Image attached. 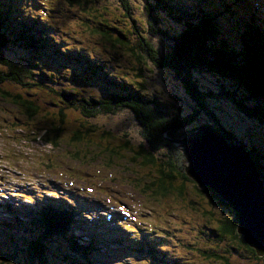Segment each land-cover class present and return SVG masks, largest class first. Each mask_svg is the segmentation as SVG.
<instances>
[{
	"label": "rangeland",
	"instance_id": "rangeland-1",
	"mask_svg": "<svg viewBox=\"0 0 264 264\" xmlns=\"http://www.w3.org/2000/svg\"><path fill=\"white\" fill-rule=\"evenodd\" d=\"M11 1L14 3L10 5V8L16 5L24 6L27 3V0ZM116 1L102 0L101 6L90 11L92 17L87 18L92 19L95 17L99 24H92V29L108 36L111 40L120 42L123 52L118 51L117 55L109 48H104L101 51L102 46L97 43L96 39L92 37V43H90L86 37L81 40L82 45L87 48L82 47L85 49L84 53L88 54L91 61L96 64L101 63L107 75H112V78L119 77L120 79L116 81L122 87L129 90L131 88L147 98H149L148 89H137L138 74L148 83L159 85L168 92H176L173 94H177L178 100L173 98L174 95L169 94V98L168 94H164L165 97L161 96L162 98L157 99V101L167 100L166 102L171 105L170 108H175L179 114H184L188 120L193 121L192 127L194 130L187 136L202 128H208L214 133L221 134L227 145H235L243 149L249 156L253 167L261 166L264 172V117L263 120L261 118V121H258L247 117L243 112L245 109H250L264 116V2L253 0L250 9L245 10L233 6L224 10L217 9L215 12L208 14L207 19L196 20L199 14L188 19L196 13L195 0H187L186 9L181 3H178L179 16L177 17L172 15L171 12L169 15L164 14L162 11L164 0H132L137 2L136 4L134 2V7L131 0L130 2L121 0L125 3L128 1L129 6L132 8L131 14L128 15L117 7ZM29 2L31 3L33 0H29ZM39 2L42 5L37 9L42 10V15L48 18V16L53 15V10L60 6L62 0H35L34 4L40 5ZM140 3H142V7ZM115 12L119 15L112 14ZM0 17L3 18L4 15L0 13ZM183 17L187 18L190 26L195 23L201 24V26L198 29L193 27L192 31H186V27L181 24L177 27L175 21L181 20L186 25L187 22L182 20ZM215 17L221 19V23L216 27V34L219 37L216 41L218 47L215 51L214 47L212 51L208 52L204 48H200V42L209 35L208 32L216 25ZM95 18L93 19L95 20ZM19 19H26L24 13H20ZM69 22L71 23L70 26H68ZM79 23L82 22L74 16L67 14V16L62 17L59 23L60 33L56 34L55 38L62 39L63 37L64 39L69 37L67 40L71 45L79 46L75 42L77 39L69 36V33L76 31ZM88 25L90 26L89 23ZM121 25L127 30V35H124L121 30ZM80 28L83 32V28ZM118 31L120 35H118ZM193 34H196L195 40L198 41L199 47L191 37ZM96 35L100 38V34ZM192 41L193 43H191ZM207 42H214L213 36L208 37ZM6 49L4 52L6 60L16 63V61L22 59L17 58L19 54H16L15 50ZM182 49L188 53V65L185 64L184 67L189 70V73L182 69L181 75L178 77L180 80L178 84L175 80L174 68L180 62L179 54L182 53ZM221 50L224 52L221 53ZM52 52L55 53L54 50ZM102 52L107 57L110 56V58L108 57L110 60L103 59L100 55V53L103 54ZM94 53L98 56L97 60ZM115 56L128 64L132 63L133 71H128L123 65L119 66L112 63L111 57ZM67 58H71L69 54ZM47 69L57 72L56 77L59 78L67 70V66L59 61L56 63L51 62L49 59ZM4 70L5 67L0 64V71ZM37 72L38 69L33 71V80H31L33 84ZM227 72L230 75L228 82L232 84V89L227 87V84L225 89L226 87L231 89L232 94L228 91L225 93L223 86L219 85L217 80L219 75H224ZM43 74L47 79L54 80L58 89H67L72 86L73 78H65L60 82L51 73ZM184 74L190 76L193 93L199 98V102L196 104L190 99L187 100L180 88ZM101 77L102 82L110 83L108 80L111 78ZM103 77L105 78L103 79ZM13 80L12 76V83L8 82L0 85V90H8L9 93L23 98L25 91L21 88L24 87L13 82ZM25 81L29 83L30 80L26 78ZM174 81L176 86L172 83ZM251 82L257 86V89H254ZM90 84L87 81H81L78 85L75 84L76 87L80 86L75 93L87 92L95 97L107 93V90L102 87L96 88L95 92L92 91L87 88ZM141 85L148 88L144 83H141ZM174 87L177 90H174ZM9 103L10 101L6 99L4 101L0 97V204L9 202L8 204L12 203L19 208L26 204L27 209L33 208L35 203L32 198L19 199L15 196L22 193L25 187H30L31 184L38 185L41 180H49L51 181V192L45 194L41 186L38 185L41 192L45 194L44 201L51 202L50 200L54 197L57 200L65 197L68 202L75 199L81 208L86 207L82 209L83 212L81 211L83 216L99 225L105 231L106 237L112 235L109 239H118V237L121 239H143L137 233L125 232L121 228V220L125 219L122 215H119V212L112 210V207L124 206L136 217L134 223L130 219H128V223L135 226L140 233H147V230L150 229L154 231L152 233L154 237L158 234L163 235L162 239H166L165 243L170 250L169 256L181 255L182 259L179 264H220L219 260L210 259L212 260L210 261L206 259L209 254L215 253L217 249L223 250L226 248L227 243L216 247V242L212 240L203 226L206 224V211L209 208L205 197L196 199L199 205L192 206V208L189 207L188 201L187 203L184 201L193 199L192 196L182 199L176 193H173L164 197H155L153 194L155 187L153 185L156 183V167H144L137 159L132 161L130 154L126 155L130 159L114 160L111 164L98 158L91 160V155L86 158L83 156L75 158L68 152L72 153V149H75L73 146L76 145L67 144L68 140L66 138L60 139L59 145H48L42 140L43 132H39L36 138L33 135L36 131L30 125L20 127L15 120L19 118L18 113ZM55 104L57 102L52 103V105ZM59 108V106H55L53 110L38 111L35 119L37 125L41 124L48 128H61L63 132L59 135L60 137L57 136L59 138L68 136V133L73 131L85 133L88 138L84 137V142L88 141L92 144V147L88 148L81 145L87 150L95 149L94 146L103 147V142L94 139V133H88V131H91L90 125L93 123L80 120L78 115L67 108L63 110V117L61 116L62 120L60 121ZM108 116H110L106 120L108 125L116 129H130L134 123L133 115L127 110H123L114 116ZM105 119L106 117L101 119L100 122ZM100 128L104 127L101 126ZM228 131L232 132L233 135H229ZM33 136L36 139H33ZM140 139L142 140V138ZM81 153L84 154L82 150ZM102 163L106 164V167ZM255 171L259 172L256 169ZM262 176L264 177L263 173ZM204 188L215 194L219 201L226 202L210 188ZM68 195L70 198L67 197ZM22 196L29 197L30 194ZM83 199H87L88 202ZM87 210L88 214L85 212ZM210 212L214 215H212V218L216 220L217 215L214 208ZM107 215L119 216L121 220L119 218H107ZM13 217L9 216L8 211L4 213L0 211V222H13ZM16 218L18 219L17 216ZM19 219L24 220L22 217ZM136 222L140 224L136 226ZM77 225L81 224L78 223ZM143 226L148 229L146 230ZM90 230L94 231V229ZM13 232L15 234L13 239H17L22 244L26 242L20 236L23 234L22 230L14 229ZM74 235H81L79 239L83 241L86 238L85 233L80 231H76ZM5 236L0 235L1 250L6 249L11 252L23 253L19 245H13L12 240L11 242H5ZM24 239H26L25 236ZM22 247L24 246L22 245ZM202 248H206L204 249L206 251H199ZM248 248L251 252L244 259L246 264H254L255 259L256 262L260 260L264 264V254L258 255L253 247L248 246ZM107 250L106 258L101 262H99V255L97 257L90 254L93 262H90V264H114L115 261L120 260H124L123 263L125 264L143 263L142 260L130 261V258H121L123 256L121 247H113ZM70 259L63 258L59 261L71 264ZM2 260L4 259L1 258L0 264H25L19 256L9 261L11 263H5ZM234 261L235 263L237 261L242 262L239 257ZM47 264L61 263L47 262Z\"/></svg>",
	"mask_w": 264,
	"mask_h": 264
},
{
	"label": "trees",
	"instance_id": "trees-1",
	"mask_svg": "<svg viewBox=\"0 0 264 264\" xmlns=\"http://www.w3.org/2000/svg\"><path fill=\"white\" fill-rule=\"evenodd\" d=\"M128 1L130 2V0ZM128 1L127 3L121 2V0L116 1L118 4L117 7L121 8L126 15L131 14L132 10ZM164 1L162 11L167 15L171 12L175 17L179 16L178 3H181L185 9L187 8V0ZM260 1L264 2V0ZM131 2L133 7L134 2L135 4L137 3L132 0ZM252 2L253 0H195L196 13L188 19L199 14L196 20H204L208 18V14L215 12L217 9L224 10L231 6L241 8L242 10L250 9ZM13 3L11 0H0V13L4 15L3 18L0 17V64L5 67L4 71H0V85L8 82L12 83L11 78L13 76V82L19 83L24 87L21 89H24L25 95L21 98L19 95H14L4 89V91L0 90V97L4 101L5 99L10 101V106L17 111L19 118L15 119L16 123L20 127L30 125L36 131L33 133L35 137L39 132H43L42 140L48 145H59L62 138H66L68 140L67 144L76 145L73 146L75 149H72V153L68 152V154L75 158H80L81 156L86 158L91 155V160L98 158L103 162L111 164L114 160L130 159L126 157L127 154H130L132 161L137 159L144 167H156V183L153 185L155 187L153 190L155 197H164L173 193H176L182 199L187 196H192L193 199L184 200L186 201L185 203L188 201L190 208L192 206H198L199 203L196 201L199 198L205 197L209 208L206 211L207 221L203 226L212 240L216 242V247L227 243L226 248L223 250L217 249L215 253L210 252L211 254L206 259L219 260L220 264H246L244 259L248 257L251 251L236 232L237 215L228 203L219 201L218 197L211 191L194 184L185 176L184 168L187 166V162L180 148L175 146L172 141L180 140L189 135L194 130L192 127L193 121L188 120L184 114H179L175 108H170L171 105L166 102L167 100L162 99V102L157 101V99L159 100L165 97L164 94H168L169 98L170 95H174L173 98L178 100L177 94H173L176 92H168L159 85L148 83L138 74L137 89H148L149 91L147 93L149 98H147L131 88L129 90L126 87H122L116 81L120 79L119 77L112 78V75H107L101 63L96 64L91 61L88 54L84 53V50L87 48L82 45L83 42L81 40L86 37L90 43H92V37L96 39L97 43L102 46L101 51L104 48H109L110 51L117 55L118 51L123 52L120 42L113 39L112 41L108 36L92 29V24H99V21L95 17L93 18L96 21L93 18H87L92 17L90 11L101 6L102 0H62L60 6H57L53 10V15L48 16V18L42 15V10L37 9L42 5L40 2V5H38L34 4L35 0L31 3L27 0L24 6L16 5L10 8V5ZM140 5L142 7V3ZM20 13H24L25 20L19 19ZM31 14L33 16H30ZM67 14L76 17L82 22L78 24L75 32L69 33L71 38L77 39L75 42L81 47L71 45L67 40L69 37L64 39L63 37L62 39L55 38V35L60 33V20L62 17L67 16ZM112 14L119 15L117 12ZM182 20L187 22L186 25L181 20L175 21V24L177 27H179V24L186 27V31H192L193 27L198 29L201 26V24L197 23L190 26V22L184 17ZM215 22L216 25L208 32L209 35L200 42V48H204L208 52L212 51L214 47L215 51L218 47L216 41H218L219 37L216 34V27L221 23V19L215 17ZM70 24L69 22L68 26ZM80 27L83 28V32H81ZM121 30L124 32V35H127V30L123 28V25H121ZM96 34H100V38L96 37ZM118 35H120L119 31ZM210 36H213L214 42H207V38ZM191 37L194 41L196 34H193ZM195 43L198 45L197 40H195ZM6 48L15 50V53L19 54L17 58L22 59H19L16 63L6 60L4 58ZM183 50L179 54L180 62L174 68L175 80L178 84L180 82L178 77L181 75L182 69L189 73V70L184 67L185 64L188 65V53ZM222 52L224 51L221 50ZM68 54L71 57L70 59L67 58ZM94 54L97 60L98 56L96 53ZM100 55L103 59L110 58V56L108 58L104 53H100ZM49 59L51 62L56 63L59 61L61 64L67 66V70L59 78L56 77L57 72L52 69H47ZM111 59L112 63L119 66L123 65L128 71H133L131 67L132 63L128 64L118 59L117 56L111 57ZM112 66L117 70L113 64ZM36 69H38V72L35 75L33 84L31 80H33V71ZM121 70L123 71V69ZM43 73L53 74L60 82L65 78H73L72 86L67 89H58L55 86V81L47 79ZM101 76H105L106 79L111 78L108 80L110 83L102 82ZM26 78L30 80L29 83H26ZM217 80L219 85L223 86L225 93L228 91L232 94L230 91L232 84L228 82L230 80L228 72L224 75H219ZM81 81L90 82L91 84L87 88L94 92L96 88L102 87L104 90H107V93L101 95L102 97H95L87 92L75 93L80 86L76 87L74 85H78ZM141 83L147 85L148 88L142 86ZM172 83L176 86L175 81ZM181 83L180 88L184 92L186 99H190L195 104L198 103L199 98L194 95V91L191 88L192 82L190 76L184 74ZM226 84L231 89L227 87L225 89ZM251 85L254 89H257L254 83L251 82ZM173 89L177 90L176 87ZM54 102H57V104L52 105ZM55 106L60 107L58 109L60 111V121L62 120L61 116L63 117V110L67 108L69 111L78 115L80 120L96 124L90 125L91 131H88V133H94V139L98 142H103V147L94 146L95 149L87 150L86 148L92 147V144L88 141L86 143L84 142L83 138H88L85 133L73 131L68 133V136H61L59 138V135L63 132L61 128H48L41 124L37 125L35 119L38 111L44 109L53 110ZM123 110L129 111L134 117V123L131 128L116 129L108 125L106 121L110 117L108 115L114 116ZM243 112L247 117L254 118L258 121H261V118L263 120L264 117L262 114L250 109H245ZM104 117L106 119L100 122ZM101 126L104 128H100ZM228 134L233 135L229 131ZM34 136L32 137L33 139L35 138ZM81 145H84L86 148H83ZM81 150L84 154L81 153ZM102 164L106 167V164ZM257 168L262 176V173L264 174L263 168L261 166ZM262 179L264 180L263 176ZM38 185L41 186L45 194L51 192V181L41 180L38 182ZM38 185L31 184L30 187H25L22 193L15 196L19 199L32 198L34 203H36L33 208L27 209V205L25 204L22 205L25 206L23 210L22 206L20 208L15 207L12 203L8 204L9 202L0 204V211L2 213L8 211L10 216H14L12 218L13 222H0V235H6L4 237L6 238L5 242H11L12 240L13 245H19L20 250L23 252H11L6 249H0V260L3 258V262L8 263L14 257L19 256L24 260L25 264H47V262H60L61 264H65L59 261L63 258H71V264H90L92 262L90 254L97 257L99 255V262H101L106 258L107 249L113 247H121L123 249L121 253L123 256L121 258H130V261L142 260V264H179V261L182 259L180 257L181 255L169 256L170 250L165 243L166 239H162L163 235L158 234L154 237L152 234L154 231L144 226L143 228L148 229L147 233H140L135 226L130 225L128 219L134 223L136 217L124 206L112 207V210L119 212V215H122L125 219L121 220L117 216L122 222L120 224L121 228L125 232H135L143 239H121L120 237L118 239H109L112 235L106 237L105 231L99 225L88 219V217L83 216L81 211L86 207L81 208L75 199L72 202H68L65 197L59 198L58 200L54 197L50 200L51 202L44 201L45 194L41 192ZM25 194H30V196H22ZM67 197L70 198L69 195ZM213 202L214 204L212 205ZM169 208L171 209V207ZM213 208L217 215L216 220L212 218L213 213L210 212ZM20 217L24 218V220H20ZM78 223L81 225H77ZM140 223L142 222L140 221ZM140 223L136 222L135 225L138 226ZM14 229L18 231L22 230L23 234L20 236L26 242L22 244L17 239H13L15 238ZM90 229H94V231ZM76 231L85 233L86 238L84 241L79 239L81 235H74ZM24 236L26 239H24ZM204 249L206 248L199 249V251H206ZM237 257L241 258L242 262L237 261L235 263L234 260ZM123 261H115L114 264H125ZM257 261L255 259L254 264H262L260 260Z\"/></svg>",
	"mask_w": 264,
	"mask_h": 264
},
{
	"label": "water",
	"instance_id": "water-1",
	"mask_svg": "<svg viewBox=\"0 0 264 264\" xmlns=\"http://www.w3.org/2000/svg\"><path fill=\"white\" fill-rule=\"evenodd\" d=\"M221 134L208 128L172 141L187 162L185 176L208 187L236 213V230L247 246L264 254V180L249 156L238 146L227 145Z\"/></svg>",
	"mask_w": 264,
	"mask_h": 264
},
{
	"label": "bare ground",
	"instance_id": "bare-ground-1",
	"mask_svg": "<svg viewBox=\"0 0 264 264\" xmlns=\"http://www.w3.org/2000/svg\"><path fill=\"white\" fill-rule=\"evenodd\" d=\"M262 8V7H261ZM2 197V196H1ZM22 208H23V210L25 209V206H22ZM236 232H237V230H236ZM237 234H238V232H237ZM239 235V234H238ZM241 238H242V235L240 236ZM243 240V239H242ZM256 254V253H255Z\"/></svg>",
	"mask_w": 264,
	"mask_h": 264
},
{
	"label": "clouds",
	"instance_id": "clouds-1",
	"mask_svg": "<svg viewBox=\"0 0 264 264\" xmlns=\"http://www.w3.org/2000/svg\"><path fill=\"white\" fill-rule=\"evenodd\" d=\"M87 212H88V210H87ZM89 213V212H88Z\"/></svg>",
	"mask_w": 264,
	"mask_h": 264
}]
</instances>
